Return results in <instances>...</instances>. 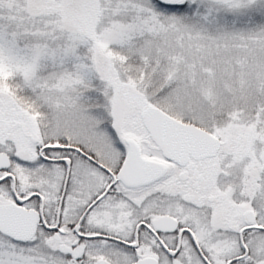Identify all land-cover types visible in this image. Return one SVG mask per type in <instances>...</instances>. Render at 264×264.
I'll list each match as a JSON object with an SVG mask.
<instances>
[{
  "label": "snow or ice",
  "instance_id": "obj_1",
  "mask_svg": "<svg viewBox=\"0 0 264 264\" xmlns=\"http://www.w3.org/2000/svg\"><path fill=\"white\" fill-rule=\"evenodd\" d=\"M0 264H264V0H0Z\"/></svg>",
  "mask_w": 264,
  "mask_h": 264
}]
</instances>
